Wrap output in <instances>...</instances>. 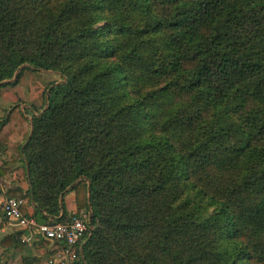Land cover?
<instances>
[{"label":"trees","instance_id":"16d2710c","mask_svg":"<svg viewBox=\"0 0 264 264\" xmlns=\"http://www.w3.org/2000/svg\"><path fill=\"white\" fill-rule=\"evenodd\" d=\"M36 69L60 80L0 119V174L39 223L73 190L69 264H264V0H0V86Z\"/></svg>","mask_w":264,"mask_h":264},{"label":"crops","instance_id":"0c3cea01","mask_svg":"<svg viewBox=\"0 0 264 264\" xmlns=\"http://www.w3.org/2000/svg\"><path fill=\"white\" fill-rule=\"evenodd\" d=\"M32 76L31 80L24 83L0 86V119L5 117L9 108L14 104L18 105L23 115L29 117L30 113L34 112V108H40L43 104V94L47 85L60 80L59 74L50 69H36L32 72ZM14 165L2 166L3 172L0 174V240L15 230L8 224L1 212L3 196L7 195L8 190L15 187H20L23 190L27 187L26 180L19 178L13 171ZM23 199L24 213L33 215L32 202H26L25 197ZM62 201L66 215L76 210L73 190H67L62 196ZM21 236L22 246L20 248L5 247L0 243V260L7 259L9 264H21L22 256H31L41 259V264H44V258L59 245V242L55 240L45 239L38 233L26 230H22Z\"/></svg>","mask_w":264,"mask_h":264},{"label":"built area","instance_id":"2783aa9c","mask_svg":"<svg viewBox=\"0 0 264 264\" xmlns=\"http://www.w3.org/2000/svg\"><path fill=\"white\" fill-rule=\"evenodd\" d=\"M23 202L24 199L21 197L3 196L1 210L8 224L14 229L38 233L45 239L59 242V245L44 258V264H69L72 262L79 250L76 245L89 227L88 211L80 208L67 215L63 220L39 223L32 214L21 211L20 207ZM20 240H22V236Z\"/></svg>","mask_w":264,"mask_h":264}]
</instances>
